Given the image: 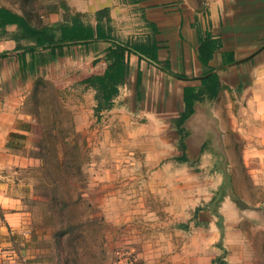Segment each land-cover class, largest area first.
I'll list each match as a JSON object with an SVG mask.
<instances>
[{"label": "rangeland", "instance_id": "1", "mask_svg": "<svg viewBox=\"0 0 264 264\" xmlns=\"http://www.w3.org/2000/svg\"><path fill=\"white\" fill-rule=\"evenodd\" d=\"M58 2L0 0V5L42 26L45 9L61 5L66 16L73 15L65 1ZM98 19L118 41V27L106 10L94 22ZM16 31L8 30L9 36ZM66 51L42 68L36 63L23 80L20 110L34 127L28 136L10 135V144L32 164L0 168L8 190L21 194L26 221L16 235L21 242L26 235L33 264H123L127 258L131 264H202L207 245L217 246L216 264L231 258L264 264V109L238 115V129L230 127L221 142L209 138L203 148L188 146L190 130L177 131L175 117L147 114L150 81L139 94L126 90L127 103L121 98L107 104L92 80L98 53L83 59L84 65L76 55H63ZM223 108L226 113V104ZM147 124L164 130L149 131ZM2 134L5 154L8 136ZM233 181L232 198L246 214L226 242L223 230L232 217L227 206L225 213L218 209ZM203 209L218 219L213 242L202 232L205 226L196 224Z\"/></svg>", "mask_w": 264, "mask_h": 264}, {"label": "crops", "instance_id": "2", "mask_svg": "<svg viewBox=\"0 0 264 264\" xmlns=\"http://www.w3.org/2000/svg\"><path fill=\"white\" fill-rule=\"evenodd\" d=\"M58 1H65L73 15L66 16L61 5L45 9L44 25L77 18L95 26L96 14L106 10L112 26L118 27V41L113 37L69 41L31 51L17 48V41L11 37L0 39V137L3 132L8 136L3 145L8 152L0 151V168L32 164L31 157L10 144V135L25 137L34 127L20 110L26 96L23 80L36 63L42 68L57 52L59 58L63 49L67 50L63 55L70 59L76 55L84 65L83 59L98 53L99 70L95 75L120 64L123 80L113 98L116 102L124 98L127 103L126 90L139 94L150 81L153 95L146 96L147 114L175 117V121L186 115L185 123L176 126L177 131L183 127L190 130L188 146L203 148L209 138L221 142L231 132L230 127L238 129L234 127L238 115L264 109V0H54ZM14 28V24L7 26L8 30ZM5 100L7 106L2 104ZM147 130L164 129L147 124ZM235 191L233 181L232 192L218 209L225 213L227 206L232 217L223 230L226 242L236 230L233 224L246 214V209L232 198ZM20 196L19 191H9L6 180L0 178V208L4 210L0 214V264L34 263L35 253L27 246L26 235L23 245L16 235L24 232L26 221ZM197 219L196 224L205 226L202 232L208 235V241L217 240L220 226L212 210H199ZM207 247L200 258L202 264H216L217 246ZM221 264L241 262L231 258Z\"/></svg>", "mask_w": 264, "mask_h": 264}, {"label": "trees", "instance_id": "3", "mask_svg": "<svg viewBox=\"0 0 264 264\" xmlns=\"http://www.w3.org/2000/svg\"><path fill=\"white\" fill-rule=\"evenodd\" d=\"M10 24L16 25L17 31L9 36L7 26ZM8 37L17 41V48L35 51L37 48H51L69 41L106 39L112 36L99 19L95 26L84 24L82 20L77 18L72 21H62L57 25L34 26L20 13L8 7L0 6V39ZM138 50L145 53L140 47H138ZM122 70V66L117 64L111 70H106L103 75H93L92 80L107 104L111 103L119 92V85L123 80ZM186 118V115H182L177 121L181 124ZM61 167L63 166L59 164L57 168L61 169ZM52 182L55 183V181ZM67 194L69 195V192ZM219 198L220 201L223 200V195ZM61 202L65 206L68 204L67 202ZM219 216L221 217V214ZM67 231L62 232V235L65 236Z\"/></svg>", "mask_w": 264, "mask_h": 264}, {"label": "built area", "instance_id": "4", "mask_svg": "<svg viewBox=\"0 0 264 264\" xmlns=\"http://www.w3.org/2000/svg\"><path fill=\"white\" fill-rule=\"evenodd\" d=\"M130 261H131V263H132V259H131V258H127V259H125V262H124V261H121V262H122L123 264H131Z\"/></svg>", "mask_w": 264, "mask_h": 264}, {"label": "water", "instance_id": "5", "mask_svg": "<svg viewBox=\"0 0 264 264\" xmlns=\"http://www.w3.org/2000/svg\"><path fill=\"white\" fill-rule=\"evenodd\" d=\"M184 123V122H183Z\"/></svg>", "mask_w": 264, "mask_h": 264}]
</instances>
